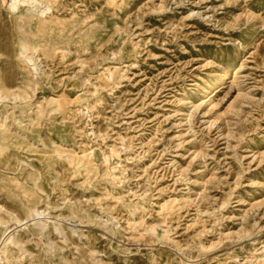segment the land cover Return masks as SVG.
<instances>
[{
	"label": "rangeland",
	"instance_id": "1",
	"mask_svg": "<svg viewBox=\"0 0 264 264\" xmlns=\"http://www.w3.org/2000/svg\"><path fill=\"white\" fill-rule=\"evenodd\" d=\"M3 239L0 264H264V0H0Z\"/></svg>",
	"mask_w": 264,
	"mask_h": 264
},
{
	"label": "bare ground",
	"instance_id": "2",
	"mask_svg": "<svg viewBox=\"0 0 264 264\" xmlns=\"http://www.w3.org/2000/svg\"><path fill=\"white\" fill-rule=\"evenodd\" d=\"M224 73H227V71H225ZM4 241H5V239H3V240L0 242V251H1V245L3 244Z\"/></svg>",
	"mask_w": 264,
	"mask_h": 264
}]
</instances>
